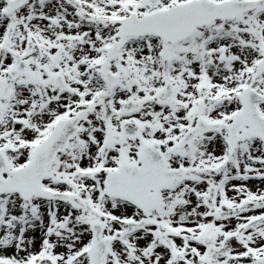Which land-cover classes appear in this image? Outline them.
Here are the masks:
<instances>
[{
	"label": "snow or ice",
	"instance_id": "snow-or-ice-1",
	"mask_svg": "<svg viewBox=\"0 0 264 264\" xmlns=\"http://www.w3.org/2000/svg\"><path fill=\"white\" fill-rule=\"evenodd\" d=\"M0 264H264V0H0Z\"/></svg>",
	"mask_w": 264,
	"mask_h": 264
}]
</instances>
